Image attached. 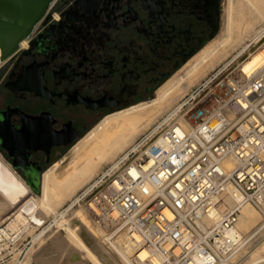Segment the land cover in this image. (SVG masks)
<instances>
[{
    "label": "built area",
    "instance_id": "2783aa9c",
    "mask_svg": "<svg viewBox=\"0 0 264 264\" xmlns=\"http://www.w3.org/2000/svg\"><path fill=\"white\" fill-rule=\"evenodd\" d=\"M245 202L264 211V61L249 72L220 64L63 210L123 221L133 264H222L261 229L231 232Z\"/></svg>",
    "mask_w": 264,
    "mask_h": 264
},
{
    "label": "flooded vegetation",
    "instance_id": "af4514ba",
    "mask_svg": "<svg viewBox=\"0 0 264 264\" xmlns=\"http://www.w3.org/2000/svg\"><path fill=\"white\" fill-rule=\"evenodd\" d=\"M218 21L219 0H55L3 74L2 127L26 130L25 155L40 166L73 139L80 112L155 94Z\"/></svg>",
    "mask_w": 264,
    "mask_h": 264
},
{
    "label": "bare ground",
    "instance_id": "6f19581e",
    "mask_svg": "<svg viewBox=\"0 0 264 264\" xmlns=\"http://www.w3.org/2000/svg\"><path fill=\"white\" fill-rule=\"evenodd\" d=\"M54 1L0 0V80ZM245 2H249L252 8L247 9ZM257 20L262 24L256 27ZM263 37L264 0H227L223 8L222 37L205 39L187 59L191 64L187 72L192 74L204 65L210 66L219 57V50L233 48L242 41L246 42L242 43L235 58L254 42L244 53L247 56L237 61L243 70L249 72L264 61V42L260 41L264 40ZM185 85L181 77L173 73L158 86L152 100H140L106 113L73 143L68 161L60 159L42 171L40 188L39 177L26 182L0 153V224L6 223L0 228V235L6 233L5 229L15 231L20 226H23L20 229L42 226L49 211L56 213V202L70 195L84 181L91 180L102 163L112 159L138 130L155 119V115L151 118L154 109L167 101L169 94L183 92ZM0 114L7 117L8 111L0 110ZM7 137H11L10 131L4 129L0 121V145L15 161L17 156L9 148ZM224 165L231 166L228 161H224ZM263 212L253 202L243 203L231 232L246 234L257 222H264ZM54 220V228L49 229L47 224L35 236L36 239L49 230L37 251H31L26 264L29 261L34 264H133L134 246L124 231L123 221L111 226L106 221L98 223L80 205L71 211L70 207L60 211ZM263 234L251 241L243 240L236 253L222 264H258L263 261L264 247L259 248L261 243L264 244ZM197 261L199 263L198 258Z\"/></svg>",
    "mask_w": 264,
    "mask_h": 264
},
{
    "label": "rangeland",
    "instance_id": "374dc122",
    "mask_svg": "<svg viewBox=\"0 0 264 264\" xmlns=\"http://www.w3.org/2000/svg\"><path fill=\"white\" fill-rule=\"evenodd\" d=\"M227 0H219V21H218V28L215 31V33L211 34L212 36L208 39H220L222 37V24H223V8L226 5ZM245 7L247 9H251V4L249 2H245ZM259 22V23H258ZM258 23V24H257ZM260 23L262 24L261 21H256L255 26L257 27L258 25H260ZM221 29V30H220ZM32 35V34H31ZM264 38V37H263ZM261 42L263 41L260 40ZM243 42L246 41H242L237 45H234L233 48H224L218 51V55L217 58L213 61V63H210V66H202L200 69H198V71L189 74L187 72V70L191 67L190 61L185 60L177 69H175L171 74L175 73L177 75H179L182 79V82L185 83L186 85V89H184L183 92H181L180 94H169L167 101L163 102L160 104L159 107H157L154 109V111L152 112L153 116H156L155 119H153V121L148 122L145 125V128L141 127V130H138L137 133H135L131 139L125 143V145L121 148L120 151H118L114 157H116L118 154H120L121 152H123L133 141L134 139L137 138V136H139L142 132H144L145 130H147L148 128H150L153 125V122L156 121V119H158L164 112H166L167 110H169L172 106L176 105L177 103H179L183 96L189 92L195 85H197L205 76H207L212 70L216 69L220 64L225 63V62H230V65L235 64L237 61H240L242 59H244L247 54H244L245 52L248 51V49L250 47L253 46L254 43H251L250 46L246 47L244 49V51L240 54V56L235 58V54L237 51L240 50V46L242 45ZM20 54V53H19ZM18 54V56H19ZM17 56V55H16ZM18 56L16 58H18ZM244 56V57H243ZM15 60V59H14ZM13 60V62H14ZM13 62L10 64V66L13 64ZM10 66L8 67V69L10 68ZM7 69V71H8ZM6 71V72H7ZM6 74V73H5ZM4 74V76H5ZM170 74V75H171ZM4 76L2 77L0 84L4 78ZM191 80V81H190ZM2 98H3V94L0 95V103L2 102ZM153 98H155V94H148L146 97H142V96H138V97H134L133 99H131L129 102H127L126 104H124L123 106H120L119 108H122L130 103H135L137 101L140 100H152ZM117 108H112L111 110H101V111H96V112H80V114H78L76 116L77 118V124L79 125V128L75 131V136L73 137V139H71L69 142L65 143V144H61L59 146H53L51 148V153H50V157L48 160L46 161H41L39 163L40 165V171H42L43 169L48 168L50 165H53L54 163H57L58 160L63 159L65 162L66 160L68 161L69 156L71 154V147L73 145V143H75V141H77L80 137H82L89 129H91L95 124H97L100 119L108 112L115 110V109H119ZM157 111V112H156ZM159 111V112H158ZM151 119V120H152ZM150 123V124H149ZM144 126V125H143ZM147 126V127H146ZM6 157V156H5ZM113 157V158H114ZM112 158V159H113ZM7 159V158H6ZM112 159H108L107 161H105L104 163L101 164V168L107 164L110 160ZM16 171H18L20 174H23V171L20 168H15ZM100 171V169L98 170ZM97 171V172H98ZM96 172V173H97ZM95 173V174H96ZM95 174L93 176H95ZM90 179L84 181L83 183H81L79 186H77V188L75 190H73L70 195L62 198L60 201L56 202L57 204L55 205V214L52 213L51 211L48 212L47 218L45 220V222L42 224V226L40 227H31L29 229H20L23 226L18 227L17 232H19V236L17 241L14 244H9L6 242V237L5 235L8 234V229H5L6 233H1L0 235V247H4L2 249H0V264H26L28 261V258L31 255V251L33 253V251L36 249H38V246L42 243L43 240H45L44 236L47 234V232L49 230H45L44 234L38 238L35 239V236L41 232L43 230V227L45 225H49V229H52L55 227V218L58 217L59 212L63 210V208H65V206H67L70 201L74 198L75 194L89 181ZM41 186V178H40V183H39V188ZM33 190L30 189V192H32ZM40 191V190H39ZM37 191V193L39 192ZM76 207H70V211L76 209ZM93 219V218H92ZM6 223L0 224V228H3V226H5ZM261 225V229L258 230L257 233H255V237L257 238L259 235L264 233V222H257L250 230L254 229L255 226L257 225ZM48 229V228H47ZM23 230V231H22ZM63 231V230H62ZM3 235V237H2ZM264 237V234L263 236ZM261 237V238H262ZM73 244L74 241L70 240ZM251 241V240H250ZM249 241V242H250ZM260 242V240H258ZM249 242H247L246 245L249 244ZM264 247V244L261 243V246L259 248ZM34 249V250H33ZM263 261H260L258 264H264V256H263ZM261 259V260H262ZM28 264H34L33 261H29Z\"/></svg>",
    "mask_w": 264,
    "mask_h": 264
},
{
    "label": "crops",
    "instance_id": "0c3cea01",
    "mask_svg": "<svg viewBox=\"0 0 264 264\" xmlns=\"http://www.w3.org/2000/svg\"><path fill=\"white\" fill-rule=\"evenodd\" d=\"M5 93H6V90L2 89L0 87V95L1 94H5ZM25 132H26V130L24 128L23 129L14 128V131L10 132L11 137L14 139L15 147L18 150V155H17V158L15 159V161L13 160V158H12V156L10 154H9V156L11 157V160L4 156L3 152L1 151V149H5V148H3L1 145H0V153L3 155V157L5 159L7 158L6 160L10 163V165L14 169L15 168H20L21 170L24 171L25 175L24 174H20L18 171H17V173L20 174L24 178V180H26V182H27L28 179H36L37 177L40 178L41 177V173H42V171L44 169L42 171H40V169H41L40 166H38L36 164V162H34L31 159H29L28 155H25V152H26L25 143H24V141L26 139L25 136H24ZM63 133H61V134H63ZM72 133H74V132H72ZM61 137H63V136H61ZM61 137L58 138V141L61 140ZM67 139H68V136H67ZM61 141L66 142L67 140L66 141L65 140H61Z\"/></svg>",
    "mask_w": 264,
    "mask_h": 264
},
{
    "label": "water",
    "instance_id": "95a60500",
    "mask_svg": "<svg viewBox=\"0 0 264 264\" xmlns=\"http://www.w3.org/2000/svg\"><path fill=\"white\" fill-rule=\"evenodd\" d=\"M214 31H215V29H213V31L211 32V34H213V33H214Z\"/></svg>",
    "mask_w": 264,
    "mask_h": 264
}]
</instances>
